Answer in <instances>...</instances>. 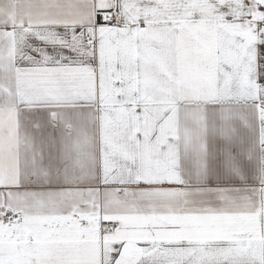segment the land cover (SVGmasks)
Here are the masks:
<instances>
[{
	"label": "snow or ice",
	"instance_id": "obj_1",
	"mask_svg": "<svg viewBox=\"0 0 264 264\" xmlns=\"http://www.w3.org/2000/svg\"><path fill=\"white\" fill-rule=\"evenodd\" d=\"M0 264H264V0H0Z\"/></svg>",
	"mask_w": 264,
	"mask_h": 264
}]
</instances>
